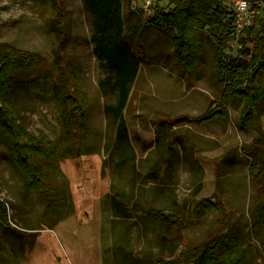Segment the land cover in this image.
<instances>
[{"label":"rangeland","instance_id":"rangeland-1","mask_svg":"<svg viewBox=\"0 0 264 264\" xmlns=\"http://www.w3.org/2000/svg\"><path fill=\"white\" fill-rule=\"evenodd\" d=\"M124 1L144 17L153 12L152 6L145 11V0ZM168 3L169 0H153L152 5L167 8ZM61 19L68 24L69 37L64 41L53 26V21ZM92 33L93 16L83 0H0V43L39 54L43 62L34 76H42L47 70L56 79L61 72L74 75L85 94L88 110L82 137L72 143L63 131L53 95L28 87L16 91L14 104L20 122L33 134L44 131L63 144L64 158L49 172L55 178L57 197L68 202V207L66 214H60L54 204L46 202L48 199L44 201L37 192L27 191L8 147L0 143V199L7 204L9 215V224L0 223V264H47L45 246L53 251L57 264L62 263L63 253L70 264H113V242L126 232L135 254L159 252L171 258L187 246L227 231L235 223H249L257 186L249 175L251 158L242 147L250 146L256 133L236 126L238 111L234 107L230 109V121L195 119L218 100L220 93L213 71L214 47L206 31L197 35L203 51L200 63L186 75L176 68L171 34L146 28L142 35L134 32L129 38L141 60L124 112L129 138L141 159L139 172L150 173L158 155L162 171L166 172L161 181L142 178L138 199L145 194L152 200L153 187L159 183L166 189L158 200L163 205L173 199L170 189L173 190L178 201L175 207L184 219L181 234L174 245L162 251L152 232L156 223L128 221L114 215L110 196L115 188L111 185L116 183L131 191L128 173L132 172L131 167L117 165L118 157L112 158L106 150L115 142L117 120L105 107L116 101L117 93L111 87L103 91L100 81L115 74L97 58ZM251 37L246 33L232 40L228 53L246 54L243 48L251 52L257 43ZM258 108L264 130V100ZM146 155L150 158L143 160ZM192 155L202 166L199 174ZM204 198L212 199L216 209L199 213L195 221L190 216L189 203ZM32 240L34 245L29 242ZM17 241L30 245L11 250Z\"/></svg>","mask_w":264,"mask_h":264},{"label":"trees","instance_id":"trees-1","mask_svg":"<svg viewBox=\"0 0 264 264\" xmlns=\"http://www.w3.org/2000/svg\"><path fill=\"white\" fill-rule=\"evenodd\" d=\"M262 1V6L253 5V24L246 32L257 41L253 51L243 48V53L247 55L234 56L228 53V40L235 33V12L225 0H169L167 8L153 4V12L147 17L124 0H83L86 9L93 16L91 40L95 44L97 58L115 74L113 78L100 81L103 91L111 87L117 93L116 101L105 107L106 112L117 120L115 142L107 145L106 150L112 158L114 155L118 157L117 165L131 167L132 172L128 173L131 191L116 186V183L111 185L115 188L111 198L116 216L145 217L161 223L155 237L163 249L174 245L184 223L183 214L178 208L146 209L134 195L140 179L135 175L140 172L124 116L141 68V60L129 40L134 32L142 35L146 28H151L163 34H171L176 68L186 75L200 63L203 51L197 35L206 31L214 47L213 71L220 93L218 100L212 102L206 112L195 119L209 122L224 118L230 121V109L234 107L238 111L234 120L236 126L243 131L256 133L253 143L242 147L251 158L249 175L252 183L257 186V197L250 212L249 223L245 226L235 223L227 231L199 244L187 246L171 258L158 255L149 264H264V130L261 127L262 113L258 108L264 100V0ZM51 4L52 7L56 6L55 1ZM53 26L61 41L69 37L68 24L62 19L57 23L53 21ZM243 41H246V37ZM42 60L39 54L9 43H0V143L8 147L12 161L23 179L24 188L37 192L44 201L50 200L46 202L54 204V208H58L56 210L63 214L68 202L57 197L55 178L49 172L63 160V144L44 131L39 135L33 134L20 122L14 104L16 91L20 87H28L46 96L53 95L57 101V114L63 131L72 143L82 137L88 110L85 94L74 75L70 77L61 72L64 78L60 79L59 74L56 79L47 70L43 71L42 76H34L40 70ZM215 209L216 203L209 198L189 203L190 216H194L192 218L195 221L198 220L199 213ZM2 222L9 224V215L7 204L0 199V223ZM29 242L33 243L34 240ZM29 245L24 244V241H17L10 249L18 250ZM118 249L124 252L125 247L118 245ZM45 250V262L57 264L51 253L53 251L48 246H45ZM127 252L126 258L132 264H144L132 258L131 251ZM62 258L61 264H70L64 253Z\"/></svg>","mask_w":264,"mask_h":264},{"label":"crops","instance_id":"crops-1","mask_svg":"<svg viewBox=\"0 0 264 264\" xmlns=\"http://www.w3.org/2000/svg\"><path fill=\"white\" fill-rule=\"evenodd\" d=\"M141 69V68H140ZM140 72V71H139ZM139 75V74H138ZM138 78V77H137ZM131 96V95H130ZM127 109V108H126ZM125 109V111H126ZM124 111V112H125ZM125 116V115H124ZM126 118V117H125ZM217 119V118H216ZM215 120V119H214ZM213 121V120H212ZM128 123V122H127ZM128 130H129V127H128ZM131 141V140H130ZM132 144V143H131ZM133 146V144H132ZM134 148V147H133ZM135 150V148H134ZM135 153L137 155V160L138 162H140L141 159H139L138 157V154L135 150ZM157 154V153H156ZM160 155H158V158L156 159V165L154 166V169H152L150 171V173H139V175H135L136 177H139V182L137 183V189L135 191V198H137L138 201H140V203L147 208L151 207V208H155V209H166L167 207H177V195L175 193H173L174 191L170 189V192L174 195L173 199H169L167 202L163 203V205H160L158 200L160 197H162V195L165 193V188L163 187L164 185H159V183L153 187V190H154V193H153V198L152 200H149L148 198H146L145 194L143 195V197L140 198V200L138 199L139 195L141 194V188L140 186H143V185H140L142 182V178L146 177L147 178V181L148 182H152V181H161L165 176H166V172L162 171L163 169L161 168L162 167V164H160V160L161 158H159ZM147 158H150V155H146L144 157H142L143 160H147ZM192 160L195 164V171H196V174H199L197 172H199L201 169H202V166L199 164V161L198 159L196 158V155H192ZM148 190H146L147 192ZM143 194V193H142ZM111 198V196H110ZM111 203H112V198H111ZM112 210H113V206H112ZM114 213V212H113ZM115 215V214H114ZM116 216V215H115ZM117 218H122L124 220H138V219H142L144 220V223H155V221L153 220H150V219H147L145 217H142V218H125V217H120V216H116ZM156 225L157 227H155L152 232L154 233V236L155 234H157L161 228V223L159 222H156ZM175 226V224H174ZM160 227V228H159ZM159 229V230H158ZM156 239V237H155ZM157 241V239H156ZM158 243V242H157ZM118 245H124L125 247V250L124 252H122V250H119L118 249ZM160 246V245H159ZM113 248H114V254H113V264H132V262L130 260H128L126 258V254L125 253H128L127 251H131L132 253L130 254L132 256V258H136L138 259L139 261H142L144 264H149L150 260H152L153 258H155L156 256L158 255H161L159 254V252H155V253H145L143 255H137L135 254V252L132 251V249L130 248V238L128 237V233H124V234H121L118 238V241H114L113 242ZM161 250L164 251L165 249H163L161 246H160ZM169 249V248H167ZM166 249V250H167ZM158 253V254H157ZM130 256V257H131ZM163 256V255H161ZM69 260V259H68Z\"/></svg>","mask_w":264,"mask_h":264},{"label":"built area","instance_id":"built-area-1","mask_svg":"<svg viewBox=\"0 0 264 264\" xmlns=\"http://www.w3.org/2000/svg\"><path fill=\"white\" fill-rule=\"evenodd\" d=\"M226 3L235 12V33L228 40V44L233 40L240 39L246 34L247 30L253 24L255 9L253 5H263L262 0H225ZM153 0H145V11L152 6ZM254 3V4H252ZM135 8V7H134Z\"/></svg>","mask_w":264,"mask_h":264}]
</instances>
